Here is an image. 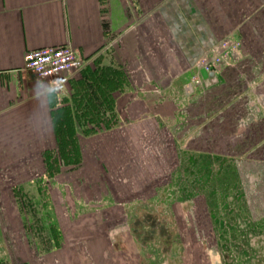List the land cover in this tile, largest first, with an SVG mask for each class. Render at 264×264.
I'll use <instances>...</instances> for the list:
<instances>
[{
  "label": "rangeland",
  "instance_id": "obj_1",
  "mask_svg": "<svg viewBox=\"0 0 264 264\" xmlns=\"http://www.w3.org/2000/svg\"><path fill=\"white\" fill-rule=\"evenodd\" d=\"M256 43L259 48L255 52L238 46L231 60L208 48L193 62V66L211 64L219 70L221 89L205 92L220 93L218 102L210 100L206 104L210 109L221 104L222 133L233 132L236 121H244L250 133L237 149V176L226 169L217 176L211 171L206 187L190 197L187 186L198 177L197 166L188 171L176 155L171 156L173 150L183 156L181 128L188 122L182 116V94L176 92L174 99L176 116L169 128L173 132L162 127L156 133L145 134L139 138L142 143L137 149L139 140L136 143L130 127L133 118L123 110L143 92L129 89L116 61L114 65L102 63L100 58L88 62L73 77L78 78L77 82L62 95L61 107L51 115L45 147L27 148L26 143H21L25 144L23 148L0 150V264L116 263L115 256H120L117 252L121 251L120 244L117 249L116 244L121 242L113 238L114 230L109 224L119 221L125 210L130 211L141 200L150 204L163 202L172 208L180 240L185 243V238L190 239L193 263L201 264L203 246L229 242L223 228L228 227L230 214L224 213L221 206L225 204L224 197L234 193L231 186L235 181L236 188L243 190L237 212L242 217L249 216L254 223L260 219L264 215V100L258 93L259 82L264 80V37L257 38ZM125 90L118 114L112 94ZM248 98L260 99V111L248 107ZM249 115L253 119L247 121ZM192 123L198 124V120ZM171 140L175 141L173 145L168 144ZM154 147L164 150L163 154L146 157L145 152ZM156 161L166 163L165 173L169 175L149 174L136 182L140 177L137 175L146 170L145 164L155 167ZM177 173L183 176H175ZM247 175L253 177L251 184ZM164 180L167 184L162 183ZM137 185L145 189L143 194L136 193ZM67 195L73 205L66 200ZM186 197L191 198V212H178L177 205ZM54 205L57 209L53 215ZM207 206L212 208L210 215ZM226 206L231 208L233 204ZM59 207L63 210L61 219ZM217 221L222 223L215 235L212 231ZM120 236L124 237L118 234L117 238Z\"/></svg>",
  "mask_w": 264,
  "mask_h": 264
},
{
  "label": "crops",
  "instance_id": "obj_2",
  "mask_svg": "<svg viewBox=\"0 0 264 264\" xmlns=\"http://www.w3.org/2000/svg\"><path fill=\"white\" fill-rule=\"evenodd\" d=\"M260 37L264 0H0V150L23 148L21 143L44 148L51 115L78 79H66L55 90L51 80L24 74L29 50L71 44L89 63L116 61L129 89L143 92L123 112L134 121L148 110L168 130L176 116L171 81L208 48L231 60L238 46L257 51ZM216 94L194 95L195 111L206 112L207 101L219 99ZM258 94L264 100V80ZM124 95L126 90L112 94L118 114ZM258 101L248 98L246 104L260 111Z\"/></svg>",
  "mask_w": 264,
  "mask_h": 264
},
{
  "label": "flooded vegetation",
  "instance_id": "obj_3",
  "mask_svg": "<svg viewBox=\"0 0 264 264\" xmlns=\"http://www.w3.org/2000/svg\"><path fill=\"white\" fill-rule=\"evenodd\" d=\"M201 68L207 72H212L213 75L203 79L199 73ZM219 76V70L211 64H197L187 68L171 81L175 84L174 87L178 94H182V102L185 109L183 114L188 122L182 127L183 129L181 128L183 140L180 146L183 150V156H177L178 152L176 150L171 151V156L176 155L177 160L179 159V161L185 163V167L187 165L188 171H192L195 166H197L198 171V175H195L198 177L194 178L193 182L187 186L190 191L188 197H190V194L199 193L201 189L206 187L211 171H214L217 176L222 173V170L226 169L233 171V175L237 176L235 168L236 158L239 156L237 149L243 143L244 137L250 133L244 121L239 124L236 121L234 131L229 134H223L220 129L221 115L218 103L214 104L212 109L209 108L206 112L195 111V103L191 98L199 90L205 92L206 89H215L216 91L221 89L222 84ZM216 101L218 102L219 99L215 100L214 103ZM252 119V115L247 117V121ZM193 120H198V124H193ZM131 124L130 127L135 134L136 143L143 135L156 133L162 128L161 123L148 110H143ZM171 130L170 132H173ZM141 143L142 141L139 140L136 146L137 149H140ZM174 143L175 141L171 140L168 144L173 145ZM163 152L164 150H158L157 147H154L151 151H146L145 156L148 157L152 154L155 157H159ZM243 155L247 158L248 150ZM165 165L164 161H159L158 163L156 161L155 167L145 164L144 168L146 170L137 175L140 177L135 179L136 182H140L143 176H149V174L151 176L153 174L168 176L169 174L165 173ZM201 165L204 167L203 169ZM175 176H183V174L177 173ZM247 176H249L247 180L251 184L253 177L251 175ZM162 183L167 184V180ZM149 184L147 182L148 186ZM231 187L234 193L226 195L224 197L225 204L221 206L224 213L230 214L228 227L224 226L226 230L223 228L224 234L228 233L229 235V242L227 243L222 239L224 242L217 241L215 247L203 246L201 249L204 254L202 255L201 264H264V215L255 223L249 216L242 217L239 215L237 203L238 198L243 197V190L236 188V181ZM135 188L136 193L143 194L145 192V189L140 185L135 186ZM188 197L177 205L176 210L178 212L181 210L183 212H191L193 205L191 198ZM56 200L58 203L61 201L59 198ZM66 200H68L70 205H73L68 195ZM244 203L247 204L248 202L245 201ZM227 204H233V207L230 208L226 206ZM234 204L237 205L234 206ZM214 206L212 205V207ZM54 208L52 211L53 215L57 207L54 205ZM243 209L247 208L243 207ZM58 210L61 219L63 210L61 207ZM206 211L210 215L212 208L210 209L207 206ZM244 213H247V211ZM55 223L58 224L57 220ZM221 223V221L215 223L213 234L218 235L217 227H221ZM109 228L114 230L113 238H115L116 242H121L116 244V249L119 244L121 251H123V248L125 249L124 253L117 252L118 255L120 253V256L116 257V263L118 264L193 263L194 254L190 248V239L185 238V243L180 240L179 228L173 210L163 202L150 204L146 200H141L135 203L130 211L125 210L119 221L110 223ZM118 234L127 238L126 242L123 241L124 237L120 236V238H117ZM220 238L218 237L219 241L221 240ZM113 249L116 250L115 247ZM112 263L115 264V262Z\"/></svg>",
  "mask_w": 264,
  "mask_h": 264
},
{
  "label": "built area",
  "instance_id": "obj_4",
  "mask_svg": "<svg viewBox=\"0 0 264 264\" xmlns=\"http://www.w3.org/2000/svg\"><path fill=\"white\" fill-rule=\"evenodd\" d=\"M87 59L71 44L46 46L27 51L23 55L21 71L38 81L51 80L59 90L66 79L78 75L87 65ZM61 76L59 80H54Z\"/></svg>",
  "mask_w": 264,
  "mask_h": 264
},
{
  "label": "water",
  "instance_id": "obj_5",
  "mask_svg": "<svg viewBox=\"0 0 264 264\" xmlns=\"http://www.w3.org/2000/svg\"><path fill=\"white\" fill-rule=\"evenodd\" d=\"M199 73H200V75H201V77H202L203 79H206L207 77L213 75L212 72H207V71H206L205 69H203V68H201V69L199 70Z\"/></svg>",
  "mask_w": 264,
  "mask_h": 264
},
{
  "label": "bare ground",
  "instance_id": "obj_6",
  "mask_svg": "<svg viewBox=\"0 0 264 264\" xmlns=\"http://www.w3.org/2000/svg\"><path fill=\"white\" fill-rule=\"evenodd\" d=\"M113 257H114V255H113ZM116 258V257H115ZM113 261V260H112ZM108 263V262H107Z\"/></svg>",
  "mask_w": 264,
  "mask_h": 264
}]
</instances>
